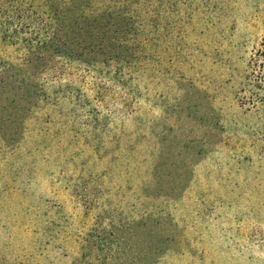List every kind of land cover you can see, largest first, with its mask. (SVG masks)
Listing matches in <instances>:
<instances>
[{"label":"rangeland","instance_id":"rangeland-1","mask_svg":"<svg viewBox=\"0 0 264 264\" xmlns=\"http://www.w3.org/2000/svg\"><path fill=\"white\" fill-rule=\"evenodd\" d=\"M263 51L264 0H0V264H264Z\"/></svg>","mask_w":264,"mask_h":264},{"label":"trees","instance_id":"trees-1","mask_svg":"<svg viewBox=\"0 0 264 264\" xmlns=\"http://www.w3.org/2000/svg\"><path fill=\"white\" fill-rule=\"evenodd\" d=\"M100 18L94 19L93 23L89 24V28H87L88 30L84 29L86 34H87V32H89L91 37H94V31H100V29L97 28V26H96V21L99 22V23L101 22ZM108 20H110V19H108ZM97 39L99 40V45L93 44V41H91L90 45L84 47V48H88L89 47L90 49H92V50L89 51L88 54H92L93 55L94 54V48L101 47L103 42H104V40H105V39H103V34L101 36H98ZM55 40H56V38H53V42H52L51 46L57 49L56 53L58 55H66L67 57H69L71 59H75L76 58L71 53L73 50L69 46H67L66 42H64L63 44L60 45V40H57V41H55ZM109 40H110V43H111L112 38H110ZM102 51H103V47H102ZM83 55H84V53L81 54V57ZM263 57H264V51H263ZM90 60H92V62H95L96 58L92 57V58H90ZM90 60H87V61H90ZM87 61H85V62H87ZM92 62H89V63H92ZM263 74H264V72H263Z\"/></svg>","mask_w":264,"mask_h":264}]
</instances>
